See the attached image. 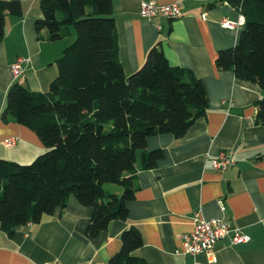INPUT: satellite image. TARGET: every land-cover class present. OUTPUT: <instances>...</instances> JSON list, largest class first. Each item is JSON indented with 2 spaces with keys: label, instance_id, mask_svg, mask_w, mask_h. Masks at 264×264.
I'll return each mask as SVG.
<instances>
[{
  "label": "crops",
  "instance_id": "0c3cea01",
  "mask_svg": "<svg viewBox=\"0 0 264 264\" xmlns=\"http://www.w3.org/2000/svg\"><path fill=\"white\" fill-rule=\"evenodd\" d=\"M15 1L23 13L7 18L0 45V159L27 165L47 149L29 128L2 121L8 90L20 83L32 92H47L58 75L57 60L75 36L72 32L58 42L39 40L41 0ZM112 2L126 75L137 72L150 50L159 46L172 66L191 69L203 81L209 98L206 116L181 139L160 135L148 140V151L163 150L164 158L156 168L137 173L128 220L114 221L108 231L89 239L93 210L71 197L63 212L19 227L12 237L0 227V264H109L121 248L124 231L132 226L144 239L136 255L150 264H264V126L256 123L264 91L216 65L221 51L239 44L245 26L227 29L222 21L239 22L244 16L222 0ZM143 3H179L182 16L159 15L149 21L141 16ZM19 59L26 62L16 79L12 66ZM10 140L13 146L7 144ZM222 153L232 154L234 163L218 172L211 161ZM197 215L238 227L250 241L233 245L227 236L212 258L177 255L180 236L194 230Z\"/></svg>",
  "mask_w": 264,
  "mask_h": 264
},
{
  "label": "trees",
  "instance_id": "16d2710c",
  "mask_svg": "<svg viewBox=\"0 0 264 264\" xmlns=\"http://www.w3.org/2000/svg\"><path fill=\"white\" fill-rule=\"evenodd\" d=\"M245 18L239 44L223 50L218 69L264 91V0H222ZM36 21L41 41L75 39L57 60L58 75L47 92L15 83L1 119L32 130L46 152L27 165L0 159V227L15 230L63 212L71 197L93 210L89 239L126 221L135 198L136 175L157 167L163 150L148 151L160 135L183 138L206 116V87L191 69L172 66L164 51L150 50L144 65L127 76L112 0H41ZM22 4L0 0V45L9 16ZM256 123L264 126V95ZM114 185L113 192L106 189ZM144 239L137 227L124 231L121 248L109 264H150L137 252Z\"/></svg>",
  "mask_w": 264,
  "mask_h": 264
},
{
  "label": "built area",
  "instance_id": "2783aa9c",
  "mask_svg": "<svg viewBox=\"0 0 264 264\" xmlns=\"http://www.w3.org/2000/svg\"><path fill=\"white\" fill-rule=\"evenodd\" d=\"M159 15L166 16L171 19L180 18L182 16L180 4H143V9L141 11V16L143 18L152 21L156 16ZM244 23L245 19L242 17L239 22L226 18L221 24L224 28L233 29L236 26L243 25ZM25 62L26 60L19 59L12 66V73L16 79L23 75V64ZM7 144L9 146H13L15 142L10 140L7 142ZM233 163L234 159L232 154L222 153L219 157L211 161V166L218 172H225ZM222 210L225 211L224 206L222 207ZM195 219L196 226L194 230L190 233L182 234L180 236L182 246L180 249L176 250L177 255H191L195 257L199 254H207L210 258H212L214 257V252L219 242L227 236L231 237L233 245H239L250 241L249 236L246 235L240 228L234 227L220 219L204 220L198 215L195 217Z\"/></svg>",
  "mask_w": 264,
  "mask_h": 264
},
{
  "label": "rangeland",
  "instance_id": "374dc122",
  "mask_svg": "<svg viewBox=\"0 0 264 264\" xmlns=\"http://www.w3.org/2000/svg\"><path fill=\"white\" fill-rule=\"evenodd\" d=\"M143 4H144V3H143ZM143 4H142L141 11H142V9H143ZM73 32H74V31H73ZM74 34H75V32H74ZM74 39H75V37H74ZM113 187H114V185H107L106 189L109 190V191H111V192H113V191H114V190H113Z\"/></svg>",
  "mask_w": 264,
  "mask_h": 264
}]
</instances>
